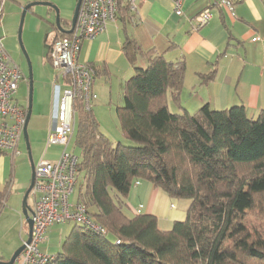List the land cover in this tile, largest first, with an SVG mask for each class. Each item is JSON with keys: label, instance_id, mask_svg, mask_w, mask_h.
<instances>
[{"label": "trees", "instance_id": "1", "mask_svg": "<svg viewBox=\"0 0 264 264\" xmlns=\"http://www.w3.org/2000/svg\"><path fill=\"white\" fill-rule=\"evenodd\" d=\"M122 52L134 74L116 115L134 145L113 144L82 99L74 101L77 184L83 177L77 203L105 233L75 224L48 264H264V235L245 226L264 197V110L255 119L241 106L173 113L170 100L181 107L184 63L142 53L128 36ZM142 54L144 68L136 65ZM139 180L190 200L185 220L164 231L152 215H125Z\"/></svg>", "mask_w": 264, "mask_h": 264}, {"label": "crops", "instance_id": "2", "mask_svg": "<svg viewBox=\"0 0 264 264\" xmlns=\"http://www.w3.org/2000/svg\"><path fill=\"white\" fill-rule=\"evenodd\" d=\"M6 2L1 0L0 23ZM19 6L9 7L20 12L24 5ZM136 7L135 13L121 8L117 20L108 24L104 33L82 42L78 62L95 70L92 84V92L95 95L99 93L112 98L113 90H118L122 96L125 81L134 74V68L122 52L124 38L128 36L137 42L142 53L153 52L168 62L184 63L181 107H169L171 112L180 113L186 110L193 113L203 105L217 111L241 106L248 118L255 119L264 110V0L236 2L233 11L216 6L214 0H183L181 16L175 15L172 0H136ZM32 8H29L26 15L31 14L30 21L40 33L42 31L45 51L40 63L43 72L40 73L36 69L33 77L36 100L32 105L27 126V134L30 129L32 136L29 139L31 161L36 167L43 161L57 160L63 150L61 146L47 143L53 124L54 105L51 104L52 79L50 74L46 75L45 67L52 40L56 35L65 34L58 31L51 20L49 10L45 15L37 16ZM205 10L209 12L210 18L206 24L198 26L196 17ZM51 11L54 12L52 9ZM60 23L64 24V30L71 28V21L60 20ZM0 39L9 55L19 50L16 32L0 29ZM136 65L146 67L148 57L145 54L140 55ZM25 79L27 80V77ZM19 90L20 83L17 93ZM42 92L47 97L43 104L40 102ZM97 95L92 105L98 100ZM31 143L37 145L38 149L43 146L42 151L34 154L35 162L32 160ZM18 150L20 155L17 157L8 153L0 155V218L4 213L14 215L11 225L14 230L21 224L20 231L15 230V239L11 241L7 251L0 253V262H8L13 252L27 239L28 234L22 207H19V196L23 193L25 195L29 187L31 163L26 146L29 165L26 157L22 156L20 142ZM142 187L138 182L133 186L134 194L141 196L143 203L132 208L131 216L138 214L139 210L141 214L154 216L157 226L159 221L172 226L174 222L185 220L192 204L190 200L172 199L160 188L150 184ZM129 204L126 200L127 209L130 208ZM27 207L30 210L33 208L28 204ZM56 226L47 229L44 242L40 246L41 251L49 256H55L61 250L60 239L57 242L49 238V235L55 232ZM16 262L21 264V255L14 264Z\"/></svg>", "mask_w": 264, "mask_h": 264}, {"label": "built area", "instance_id": "3", "mask_svg": "<svg viewBox=\"0 0 264 264\" xmlns=\"http://www.w3.org/2000/svg\"><path fill=\"white\" fill-rule=\"evenodd\" d=\"M239 1L242 0H214V4L233 11L234 4ZM172 2L175 15L181 16L183 0ZM124 6L131 13L137 11L136 0H82L73 32L51 44L48 62L55 72L52 85L54 112L47 143L61 146L63 150L57 160L43 161L35 167L30 193L33 197L31 239L21 253V264H48L53 260V256L43 253L40 248L47 229L53 225L74 222L96 233H105L81 204L70 203V196L77 186L78 158L66 149L75 132L74 101L81 98L85 109L90 110L96 99L92 92L96 72L78 62L82 42L104 33L107 25L117 20ZM1 12L2 6L0 16ZM209 18L207 10L201 12L196 17L198 26L206 24ZM22 79H25L22 72L0 39V152L13 157L20 155L18 145L27 114V106H21L15 100Z\"/></svg>", "mask_w": 264, "mask_h": 264}, {"label": "rangeland", "instance_id": "4", "mask_svg": "<svg viewBox=\"0 0 264 264\" xmlns=\"http://www.w3.org/2000/svg\"><path fill=\"white\" fill-rule=\"evenodd\" d=\"M6 1H7L6 4L4 3L5 8L3 10V17H2V20L0 23V29L16 32L17 35H18V31H19V25H20V20H21V15H22L23 10L21 9L19 12L16 9H13V8L11 9L9 6L14 5V6L20 7L19 5H24V7H25V6L32 4V3H35V2L36 3H49L58 9L59 19L62 20V22H63L64 20L65 21H71V19L73 17L74 10H75L76 2H77V0H6ZM27 1H30V2L27 3ZM13 2H15L16 4H19V5H16ZM1 4L2 3L0 0V7L2 6ZM32 9L35 11V15H37V16H38V14L45 15L47 10H49L48 12L51 13V20L53 22H55V11L53 12V11H51V9H49L45 6H41V5L33 6ZM30 16H31V14L30 15L27 14L24 17V23H23L22 32H21V40H22L23 47L26 51V54L28 56V60L30 62L32 74L34 77L36 69H37V71H40V73L43 72V69H42V66L40 65V63L42 62V58L44 56L45 51H44V44H43V35L41 34L42 31L40 33V31L38 29H36L33 22L30 21V18H31ZM60 24L63 27L64 24L63 23H60ZM9 56H11V59L16 63V65L19 67L22 74L26 78L28 75V65H27V60H26V57L24 56V54L18 50L17 52L10 53ZM45 70L47 72L46 75L50 74L51 79H52V85H53L55 72L51 68L49 62L46 64ZM35 88H36L35 78H33L32 105H34L35 100H36V98H35L36 95H34V94H36ZM28 95H29V87H28L27 81L21 80L20 81V90L15 95V99L18 101L19 105L26 107L28 104ZM96 95H97V93H96ZM40 96H41L40 102H41V104H43L46 101L47 97L44 96V92H42L40 94ZM97 96H98V100L96 101V103L93 105L91 103V113L95 117V119L98 123L99 131L103 135L108 137L109 140L113 144L121 143L125 146L134 145L131 141H128L124 138V136L121 132L120 126H119V121H118L117 115H116V108L122 105L121 92H119L118 90H113L112 98L110 97L111 99L107 96L99 95V93ZM51 104H54L53 89H52V94H51ZM169 107L171 109H174L176 107L174 105V103L171 102V100L169 101ZM76 129H77V126H75V132H74L73 138L71 139V142H70V144L66 150L70 153H74V155L77 156L78 152L74 148ZM28 135H29V139H30V137H32L31 133H30V129H28ZM20 148H21V151L23 154L22 156L26 157V159H27L25 146H24V140H23L22 136H21V140H20ZM31 150H32V160H33V162H35L36 158H35L34 154H36V153L38 154L39 151H42L43 146H40L38 149L37 145L35 146L32 144ZM27 162L29 165L28 159H27ZM82 178L83 177L81 176L79 181H78L77 186L75 187L74 193L70 196V203L71 204L77 203V194H78V188H79L78 185L80 186V184L82 182ZM138 183L140 184V186H143V187H144V185H148V184L153 186L151 183L147 182L146 180H139ZM10 190H11V188H10ZM19 197H20L19 207L21 209V207L23 206L24 193L21 194V196H19ZM127 200L130 202V204H129L130 208L127 209L125 207L123 209V211H124L125 215L131 216L130 211H132V208L134 209V207L136 208L141 203H143V198L137 194H134V188L132 187L131 191L127 197ZM27 204L29 207H33V198L31 195L28 196V198H27ZM13 216L14 215H12L10 213H4L0 218V253L1 252L5 253L8 249V247L11 245V241H13V239H15V230L17 232L20 231L21 224L18 225L15 230H14V228L11 227V225L14 221ZM74 225H75L74 222H68L65 224L57 225L55 227V232L53 234L49 235V238L54 239L57 242L61 241L63 243L65 238L70 234V232L74 228ZM245 226L249 230H259L264 235V197L259 199V201L257 202V204L255 205L254 209L251 212L247 213V216L245 218ZM158 227L160 229H165L164 231H168L172 228L171 225L168 226V223L163 222V221L158 222ZM165 227H168V228H165ZM55 233H56V235H55ZM50 255H52V254H50ZM11 256L9 257V259L11 258ZM15 264H19V262H16Z\"/></svg>", "mask_w": 264, "mask_h": 264}, {"label": "water", "instance_id": "5", "mask_svg": "<svg viewBox=\"0 0 264 264\" xmlns=\"http://www.w3.org/2000/svg\"><path fill=\"white\" fill-rule=\"evenodd\" d=\"M81 1L82 0H77L76 2V6H75V10L73 13V17L71 19V28L69 30H64L60 24V19H59V11L57 8H55L54 6H52L49 3H32L29 4L27 6H25L23 8L22 11V15H21V20H20V25H19V31H18V43H19V48L20 51L24 54V56L26 57L27 60V65H28V75H27V82H28V87H29V95H28V104H27V114H26V122L22 131V138L25 142V146H26V151L28 154V158L30 160V166H31V179H30V184L28 189L25 192V195L23 197V206H22V215L25 219V222L27 224V228H28V234H27V239L23 242V244L14 252V254L12 255V257L10 258V260L8 262H0V264H14V262L16 261V259L21 255V253L24 251L26 245L30 242L31 239V230H32V220L30 218V216L32 215V210H30L27 207V198L29 196V194L31 193V190L33 188L34 185V170H35V166L32 164L31 161V151H30V143H29V138H28V134H27V126L29 123V120L31 118V113H32V92H33V74H32V69H31V65L30 62L28 60V56L26 54V51L23 47L22 44V40H21V31H22V26L24 23V17L26 15V12L29 10V8L33 7V6H37V5H41V6H45L48 7L52 10L55 11V26L58 29L59 32H61L62 34L65 35H69L73 32L74 26L76 24V20H77V15L79 12V8L81 5Z\"/></svg>", "mask_w": 264, "mask_h": 264}, {"label": "flooded vegetation", "instance_id": "6", "mask_svg": "<svg viewBox=\"0 0 264 264\" xmlns=\"http://www.w3.org/2000/svg\"><path fill=\"white\" fill-rule=\"evenodd\" d=\"M19 51H20V48H19ZM21 52V51H20Z\"/></svg>", "mask_w": 264, "mask_h": 264}]
</instances>
